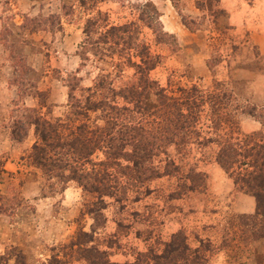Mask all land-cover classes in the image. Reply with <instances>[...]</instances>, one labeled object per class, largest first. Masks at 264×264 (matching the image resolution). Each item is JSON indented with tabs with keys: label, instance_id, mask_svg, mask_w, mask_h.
Instances as JSON below:
<instances>
[{
	"label": "rangeland",
	"instance_id": "374dc122",
	"mask_svg": "<svg viewBox=\"0 0 264 264\" xmlns=\"http://www.w3.org/2000/svg\"><path fill=\"white\" fill-rule=\"evenodd\" d=\"M85 2L0 0V264H264V219L255 215L254 197L216 164V144L198 143L214 136L207 104L201 138L191 136L178 154L168 148L179 172L136 180L122 162L102 195L71 181L49 194L26 159L33 127L21 141L11 134L17 121L28 127L29 118H64L70 89L87 97L78 89L100 70L115 87L132 81L135 70L117 66L115 50L123 46L98 45L111 52L102 62L79 57L85 23L100 11L109 26L130 25L133 44L155 57L150 80L169 93L194 85L207 94L223 85L233 94L222 111L233 137L264 143V127L245 110L264 115V0ZM147 3L167 34L162 41L140 21L156 18ZM148 104L153 110L155 97ZM92 159L104 160L99 153ZM154 165L163 171L164 162ZM190 170L203 183L186 179Z\"/></svg>",
	"mask_w": 264,
	"mask_h": 264
},
{
	"label": "trees",
	"instance_id": "16d2710c",
	"mask_svg": "<svg viewBox=\"0 0 264 264\" xmlns=\"http://www.w3.org/2000/svg\"><path fill=\"white\" fill-rule=\"evenodd\" d=\"M85 1L92 0H80L81 6L86 5ZM145 7H152L156 18L146 21L141 16L140 21L158 41H162L167 34L162 29L159 15L151 4L147 3ZM83 34L79 53L82 61H88V57L95 62L111 58V52L100 49V44L123 46L115 50L119 60L117 66L132 67L134 77L128 84L115 87L111 74L100 70L90 87L78 89L87 97L75 96L77 86L70 89L69 113L64 118L50 121L36 117L29 118L28 127L21 121L13 125L11 134L18 141L26 136L30 126L33 127L35 142L26 159L44 177L43 188L53 194L64 190L71 181L88 194L102 195L107 181L113 178L110 170L120 167L122 162L131 166L137 175L136 180L179 172L168 148L175 147L178 154L182 150L179 148L187 145L191 136L197 140L201 138L199 119L204 104H207L210 112L208 130L214 136L198 143L217 145L216 164L238 190L254 197L255 215L264 219V143L252 141V136L233 137V122L226 113H222L225 101L233 98V94L221 84L207 94L194 85L178 87L176 92L169 93L167 88L149 79V71L156 66L155 57L145 47L140 50L133 44L131 26H109L106 16L100 11L87 19ZM133 59H138V62ZM150 96L156 100L151 111L148 104ZM240 108L237 104L234 106L236 111ZM246 108L247 113L264 127V115L256 116L255 108ZM223 130L225 132L220 133ZM98 153L104 160L95 162L92 157ZM162 156L164 160H161ZM154 162H164L161 173ZM193 176L203 183L201 174L195 170H190L185 178L192 180ZM193 189L192 186L189 188Z\"/></svg>",
	"mask_w": 264,
	"mask_h": 264
}]
</instances>
